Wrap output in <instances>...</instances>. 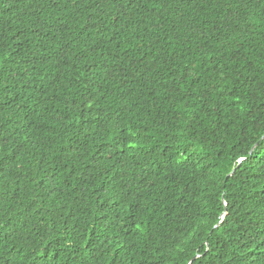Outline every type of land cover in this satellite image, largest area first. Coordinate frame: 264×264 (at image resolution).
Instances as JSON below:
<instances>
[{
	"label": "trees",
	"instance_id": "trees-1",
	"mask_svg": "<svg viewBox=\"0 0 264 264\" xmlns=\"http://www.w3.org/2000/svg\"><path fill=\"white\" fill-rule=\"evenodd\" d=\"M0 264H264V0H0Z\"/></svg>",
	"mask_w": 264,
	"mask_h": 264
},
{
	"label": "water",
	"instance_id": "water-1",
	"mask_svg": "<svg viewBox=\"0 0 264 264\" xmlns=\"http://www.w3.org/2000/svg\"><path fill=\"white\" fill-rule=\"evenodd\" d=\"M255 145H256V144H255ZM255 145L251 148V150H250V154L252 153V151H253ZM232 173H233V171H232Z\"/></svg>",
	"mask_w": 264,
	"mask_h": 264
}]
</instances>
